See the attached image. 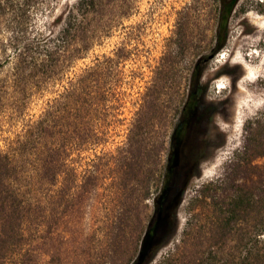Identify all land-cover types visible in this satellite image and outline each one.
<instances>
[{"label": "trees", "instance_id": "16d2710c", "mask_svg": "<svg viewBox=\"0 0 264 264\" xmlns=\"http://www.w3.org/2000/svg\"><path fill=\"white\" fill-rule=\"evenodd\" d=\"M139 1L74 0L42 24L39 17L55 11L59 0H0L5 93L23 119L16 138L0 149V264L51 263L56 236L104 185L112 204L104 236L116 249L130 234V264H264V186L256 192L244 185L226 203L206 202L197 212L199 198H192L179 244L154 262L177 233L179 208L199 173L200 150L190 168L184 160L189 135L200 132L206 143L204 125L217 111L206 98L205 63L228 44L241 0H191L178 10L176 28L127 122L124 108L138 76L127 69L134 57L129 43L77 64L125 27ZM205 15L214 27L204 44L193 27ZM187 55L193 59L184 76ZM40 96V112L28 113ZM125 124V138L101 168L99 148L115 141ZM246 126L247 152L264 158V114Z\"/></svg>", "mask_w": 264, "mask_h": 264}, {"label": "rangeland", "instance_id": "374dc122", "mask_svg": "<svg viewBox=\"0 0 264 264\" xmlns=\"http://www.w3.org/2000/svg\"><path fill=\"white\" fill-rule=\"evenodd\" d=\"M74 0H59L57 8L51 13L40 16L42 24L52 21L69 3ZM191 0H140L138 10L127 20L125 27L118 28L112 36L93 48L81 59L77 67L91 63L94 58L104 53H111L123 42L132 48L133 59L128 60L127 69H136L135 88L129 89L131 95L124 108L127 122L136 110L135 100L151 78V69L157 64L166 40L176 28L178 10ZM231 19L228 44L216 54L207 58L203 80L208 85L207 101L213 103L216 113L204 128H209L205 143L202 134L193 131L188 138L185 168L188 169L197 158L198 151L203 160L196 167L198 175L194 176L185 192L179 208V227L159 250L155 261L168 252L175 250L183 230L193 211L192 198L198 197L194 211L201 205L213 200L226 203L239 185H244L258 192L264 186V158L247 152V121L264 114V0H241L239 10ZM214 21L210 15L200 18L193 27L197 40L210 42ZM5 33L0 31V149L5 148L9 140L16 138L22 128L23 119L11 102L6 98L8 88L9 65L6 64L4 50ZM192 55H187L184 62V76L188 73ZM184 85H177L178 89ZM45 97H36L28 113H39ZM239 117V118H238ZM243 117V118H242ZM242 121H241V120ZM239 121H241V124ZM127 125L118 129L121 135L115 141L99 148L102 158L100 167L105 168L110 151L121 143ZM89 154V153H88ZM90 155V154H89ZM241 155H244L241 157ZM93 156V155H91ZM109 188L103 186L97 193L86 200L85 209L79 216L63 227L64 233L54 240L55 256L49 264H130L133 243L130 234L122 246L111 245L102 226L112 207L109 202ZM115 235V234H114ZM113 236V235H112Z\"/></svg>", "mask_w": 264, "mask_h": 264}, {"label": "bare ground", "instance_id": "6f19581e", "mask_svg": "<svg viewBox=\"0 0 264 264\" xmlns=\"http://www.w3.org/2000/svg\"><path fill=\"white\" fill-rule=\"evenodd\" d=\"M239 118V117H238ZM243 118V117H242ZM241 120V119H240ZM242 121V120H241ZM241 121H239L240 123H238V124H241Z\"/></svg>", "mask_w": 264, "mask_h": 264}]
</instances>
